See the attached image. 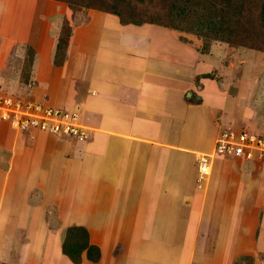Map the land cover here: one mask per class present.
Here are the masks:
<instances>
[{
    "label": "crops",
    "instance_id": "0c3cea01",
    "mask_svg": "<svg viewBox=\"0 0 264 264\" xmlns=\"http://www.w3.org/2000/svg\"><path fill=\"white\" fill-rule=\"evenodd\" d=\"M27 1L32 5L0 0V70L12 69L16 57H21L16 64L26 59L28 79L46 94L27 102L71 108L83 133L67 137L14 129L9 137L11 127L0 121V145L9 151L6 170H0V224H5L3 185L13 164L19 160L21 167L25 160V140L21 153L15 151L21 131L40 152L36 158L49 180L66 178L65 173L50 178L56 165L59 170L64 163L85 164L81 183L92 185L93 217L108 209L96 237L87 231L89 243L99 248L98 261L82 257L80 264H101L103 253L106 264H235L245 255L252 258L249 264H264V163L212 156L209 173L197 176L198 158L211 155L218 134L229 129L220 130L221 125L235 118L240 80L239 91L228 96L229 81L220 89L212 83L211 63L217 61L206 59L210 53L191 45V51H180L176 36L155 33L166 31L162 26L121 25L109 13H72L59 1ZM98 15L101 30L93 35ZM62 20L70 34L63 60L55 64ZM56 246L50 245L47 258L40 255L42 245H28L24 264H32L28 257L33 264H53L52 254L61 263ZM6 250L8 245H0V264L8 262Z\"/></svg>",
    "mask_w": 264,
    "mask_h": 264
},
{
    "label": "rangeland",
    "instance_id": "374dc122",
    "mask_svg": "<svg viewBox=\"0 0 264 264\" xmlns=\"http://www.w3.org/2000/svg\"><path fill=\"white\" fill-rule=\"evenodd\" d=\"M24 2L27 5L29 3L27 0H24ZM31 5L32 4H29L28 6ZM61 7L66 8L67 6L64 2H61ZM38 8L40 9V4H38ZM86 10L88 9H84V11ZM99 17L101 16L98 15L95 22L92 24L93 35L99 33V28L101 30V18ZM157 32L163 35H167L168 32L173 37L176 36L178 38L181 36L187 39V42H179L180 51H191V46L197 49V47L201 45L200 39H197L194 35L189 33L172 31L169 29H166V31L164 29H158L155 33ZM124 35H126V33ZM212 45L213 48L209 47L208 50L210 54L205 55L206 59L217 61L215 64L211 63V76L213 77L215 75L214 79H216V81L214 80L212 83L219 86L220 89V84L224 87L226 82L229 81L230 84L226 91L228 96H233L239 91H237V80H240L238 82H240L241 86L239 88L241 97L238 98L239 103L237 107L233 109L234 113H232L233 116L235 115V118L234 120L231 119L233 121H230V125H221L220 130L225 128H232L235 130L244 129L264 139V52L243 47H230L221 43H214ZM24 50H26V48ZM184 53L182 52V54ZM18 55H20L19 52ZM20 58L16 57L13 59L14 64L12 69L9 68L8 71L0 70V98L8 100L14 106H19L20 109H24L25 105L34 104V102H27L33 99L34 95L43 96V98H45L46 94L42 89H34L31 84L32 82L28 79L29 75L26 72V59H23L20 64H16L19 62ZM25 76L27 77L26 79H24ZM56 77V75H53L52 80L54 79V82L51 84V90L54 93L57 87ZM208 79L213 80V78ZM52 91L50 92L53 93ZM52 96L53 95H51L49 100H51ZM49 100L47 101L49 102ZM31 101L36 100L33 99ZM47 106L55 108L51 105ZM8 107L12 108L11 105H8ZM64 108L65 110L63 112L67 114L72 113L71 108L65 105ZM26 110L27 109L24 111ZM80 117L78 115V122L81 124ZM8 125L11 128L7 130V133L9 137H11L15 128L10 125V123H8ZM16 133L18 138L16 141L19 142H16L15 151L21 153L20 148H22V143L20 140H25L26 149L23 150V158H25V160L21 162V167L18 160V163L13 164L12 171L10 169L11 173L9 171L10 176H8V183L6 186L3 185L4 189L1 195V201H3L1 215L5 216V224H3V222L0 224V245H2V248H4L5 245L9 246V250L5 252V255H7L5 258H8L7 264H24L25 258L27 257L28 245L29 247L30 245H40V247L42 245L40 255L48 258L50 255L48 248L50 245L52 247L60 245V240L67 225L84 226L90 235L93 231L96 237L97 223L102 226L104 221L106 224L108 210L103 207L101 208V213L97 212L96 217H93L92 210H95V208H93L92 196H90V186L92 185L90 181L85 182L83 185L81 183V175L85 164H76V162H74L71 164V168H69L66 166V163L63 162L64 167L59 170H57L56 167L58 166L56 165L51 170L50 178L52 177L51 179H53L57 174L60 175V173H65L66 178L59 177L54 181L49 180V174L47 175V169H45L43 161L39 162L36 158L40 152L37 151V153H35L36 150L32 145V141L24 139L26 135H23L21 131ZM6 146L7 145H0L1 171L6 170L5 162L8 157L7 152H9ZM1 180L2 176L0 174V183ZM55 203L58 205L59 211L55 206L53 207ZM44 207L46 211H44ZM108 213H110V211ZM97 215H99V217H97ZM19 217L21 218V223L18 224ZM3 219L4 218L1 217V220ZM261 235L262 232L259 233V236ZM104 249H106L105 246ZM34 252H37V250ZM1 254L2 253H0V256ZM28 254L30 253L28 252ZM58 254L59 258L62 259V262H58V264L69 263L65 258H61L62 254L57 253V255ZM102 256L104 261L101 264H106L108 255L103 253ZM51 258L53 264H57L58 258L53 257V254ZM1 259L2 258H0V261ZM27 259H29L27 263L31 262L33 264L31 257ZM251 259L252 258L245 255L244 257L235 259V264H249L251 263Z\"/></svg>",
    "mask_w": 264,
    "mask_h": 264
},
{
    "label": "trees",
    "instance_id": "16d2710c",
    "mask_svg": "<svg viewBox=\"0 0 264 264\" xmlns=\"http://www.w3.org/2000/svg\"><path fill=\"white\" fill-rule=\"evenodd\" d=\"M54 1L64 2L72 13L80 9L109 13L121 25L153 24L192 34L201 41L196 49L201 54L208 53L214 43L264 52V0ZM69 34L70 26L67 20H62L53 55L55 64L63 60ZM178 39L187 42L184 37ZM59 249L73 264H80L82 257L95 263L100 256L99 248L89 243L87 230L80 225L65 227Z\"/></svg>",
    "mask_w": 264,
    "mask_h": 264
},
{
    "label": "built area",
    "instance_id": "2783aa9c",
    "mask_svg": "<svg viewBox=\"0 0 264 264\" xmlns=\"http://www.w3.org/2000/svg\"><path fill=\"white\" fill-rule=\"evenodd\" d=\"M25 109L27 110L24 111ZM0 121H6L18 130L34 129L52 135L78 137L83 133L73 113L67 114L61 109L39 103L27 104L24 109H20L19 106H14L8 100L0 98ZM212 156L240 157L264 163V139L244 129L222 130L214 142L211 155L198 158V178L209 173L210 163L207 159Z\"/></svg>",
    "mask_w": 264,
    "mask_h": 264
}]
</instances>
